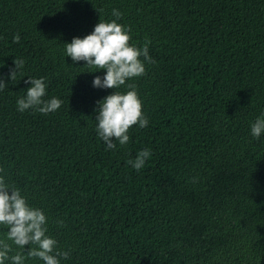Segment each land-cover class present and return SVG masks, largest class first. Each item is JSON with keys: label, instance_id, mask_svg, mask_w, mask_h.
Returning a JSON list of instances; mask_svg holds the SVG:
<instances>
[{"label": "trees", "instance_id": "obj_1", "mask_svg": "<svg viewBox=\"0 0 264 264\" xmlns=\"http://www.w3.org/2000/svg\"><path fill=\"white\" fill-rule=\"evenodd\" d=\"M113 9L155 63L98 89L106 72L74 63L64 44ZM15 59L24 67L10 81ZM0 76V177L43 211L70 252L60 264H264V133L251 135L264 118V0H0ZM41 77L61 108L18 111L24 81ZM129 84L148 125L109 150L97 102ZM146 149L137 172L127 161Z\"/></svg>", "mask_w": 264, "mask_h": 264}, {"label": "clouds", "instance_id": "obj_2", "mask_svg": "<svg viewBox=\"0 0 264 264\" xmlns=\"http://www.w3.org/2000/svg\"><path fill=\"white\" fill-rule=\"evenodd\" d=\"M112 16L116 19L110 22L100 19L91 34L83 38L74 37L71 43L64 44L66 56L74 63L84 61L85 67L106 72L105 76H96L92 82L93 87L98 89L113 90L124 86L127 80L145 74L144 62L155 63L149 56L150 41L142 48L130 45V29L117 23L122 13L113 9ZM15 42H19L18 35ZM141 56L144 61L140 60ZM13 64L15 67L9 69L10 81L16 80L19 71L24 67V61L15 59ZM24 82L31 87L26 89L23 97L17 99L18 111L34 109L47 115L61 108L62 100L56 97L43 99L47 89L45 78H28ZM6 86L4 78L0 76V91ZM127 88L124 93L112 91V94L97 102L96 131L109 150L116 148L114 141H118L121 146L129 142L128 131L133 125L138 124L140 128L148 125V119L142 113V101L134 85L129 84ZM262 133L264 118H257L251 124V135L259 139ZM149 158L150 150L146 149L138 152L135 159H129L127 164L139 172ZM196 179L193 177L192 182ZM57 223L64 226L62 220ZM46 224L47 217L43 211L30 206L21 195L20 189L0 177V225L7 228L5 239H0V264H5L6 261H10V264H25L29 259H39L44 264H60L61 259L67 260L70 252L59 250L57 241L47 235ZM12 245L22 251L12 254ZM26 245L29 246L27 249Z\"/></svg>", "mask_w": 264, "mask_h": 264}]
</instances>
